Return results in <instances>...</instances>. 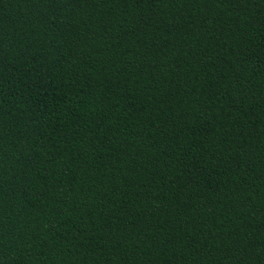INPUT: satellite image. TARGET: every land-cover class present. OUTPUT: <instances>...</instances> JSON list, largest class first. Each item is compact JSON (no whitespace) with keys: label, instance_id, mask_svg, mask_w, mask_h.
I'll return each mask as SVG.
<instances>
[{"label":"trees","instance_id":"obj_1","mask_svg":"<svg viewBox=\"0 0 264 264\" xmlns=\"http://www.w3.org/2000/svg\"><path fill=\"white\" fill-rule=\"evenodd\" d=\"M0 264H264V0H0Z\"/></svg>","mask_w":264,"mask_h":264}]
</instances>
